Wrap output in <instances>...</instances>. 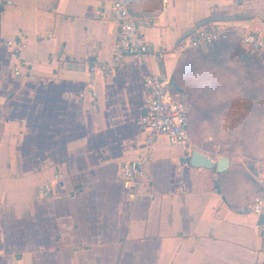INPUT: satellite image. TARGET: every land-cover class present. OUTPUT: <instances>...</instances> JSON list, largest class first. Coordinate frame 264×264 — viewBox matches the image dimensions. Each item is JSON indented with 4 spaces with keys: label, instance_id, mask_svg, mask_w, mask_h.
<instances>
[{
    "label": "crops",
    "instance_id": "1",
    "mask_svg": "<svg viewBox=\"0 0 264 264\" xmlns=\"http://www.w3.org/2000/svg\"><path fill=\"white\" fill-rule=\"evenodd\" d=\"M124 4L150 50L112 66L109 0H0V264H264V222L240 213L263 163L159 137L141 180L121 173L147 149L143 77L184 78L179 38L208 18L264 33V0ZM6 40L24 43L19 60ZM194 150L229 163L193 167Z\"/></svg>",
    "mask_w": 264,
    "mask_h": 264
},
{
    "label": "rangeland",
    "instance_id": "2",
    "mask_svg": "<svg viewBox=\"0 0 264 264\" xmlns=\"http://www.w3.org/2000/svg\"><path fill=\"white\" fill-rule=\"evenodd\" d=\"M226 32L211 46H183L186 73L174 86L187 94L189 137L199 149L264 164V69L242 62L237 32Z\"/></svg>",
    "mask_w": 264,
    "mask_h": 264
},
{
    "label": "built area",
    "instance_id": "3",
    "mask_svg": "<svg viewBox=\"0 0 264 264\" xmlns=\"http://www.w3.org/2000/svg\"><path fill=\"white\" fill-rule=\"evenodd\" d=\"M165 3V0H163ZM111 18L117 23L118 33L113 47L110 65L120 64L124 58L131 55H144L150 50L144 40L141 29L148 25L145 19L133 18L124 4V0H109ZM222 30L215 24L196 28L193 34L184 39L185 48H197L209 45L219 40ZM242 47L251 52L264 55V33L237 32ZM12 50L13 56L19 60L24 48L21 40H6L3 43ZM109 64L106 66L108 67ZM102 66V70L106 68ZM19 74L18 67L13 69ZM146 91L144 113L138 120L139 129L145 133L146 151L136 159L124 162L121 173L126 183L141 180L147 163L151 159V147L159 137H165L172 144L186 143L189 140L190 117L188 113L187 96L174 86L168 76L146 75L143 77ZM61 175H55L54 181L42 184V194L48 195L58 183ZM261 192L252 202L245 204L240 213L245 215L264 216V175L258 180Z\"/></svg>",
    "mask_w": 264,
    "mask_h": 264
},
{
    "label": "water",
    "instance_id": "4",
    "mask_svg": "<svg viewBox=\"0 0 264 264\" xmlns=\"http://www.w3.org/2000/svg\"><path fill=\"white\" fill-rule=\"evenodd\" d=\"M232 19H233L232 17H212V18H208L206 20L199 22L196 25V28L202 27V26H204L208 23H211V22L229 21ZM193 32L194 31L189 32L185 36H182L181 38H179V41L186 39L191 34H193ZM189 162H190L191 166H193V167H202V168H207V169H211L214 167L217 172H222L223 170L226 169V167L229 163V159L227 157H220L217 160V162H214L208 156L194 150V151H192V153L190 155ZM260 219L262 222H264V216H261Z\"/></svg>",
    "mask_w": 264,
    "mask_h": 264
},
{
    "label": "trees",
    "instance_id": "5",
    "mask_svg": "<svg viewBox=\"0 0 264 264\" xmlns=\"http://www.w3.org/2000/svg\"><path fill=\"white\" fill-rule=\"evenodd\" d=\"M211 24H214V23H208V24H206L205 26H209V25H211ZM226 31H228L227 29H224V30H222V32H221V34H220V37H219V40L218 41H220L221 40V38H224V37H222V36H225L226 38L228 37V36H230V34L229 33H227ZM192 35V34H191ZM190 35V36H191ZM233 34H231V36H232ZM234 36V35H233ZM237 38V37H236ZM217 41V42H218ZM182 42L184 43V40H182ZM238 44H239V46H238V50L236 51V53L238 52V54L241 56V61L242 62H244V63H246L248 66H251L252 64L254 65V64H257V67L259 68V69H264V55L263 54H260V53H257V52H251V51H247V50H245L243 47H242V45L240 44V41H239V39L237 38V41H236ZM213 44H216V42L215 43H212V44H209V45H202V46H199V47H197V48H191V49H194V50H198V49H201V48H203L204 46H211V45H213ZM262 62L263 64H259L260 62ZM175 87H177V86H175ZM189 131H190V129H189Z\"/></svg>",
    "mask_w": 264,
    "mask_h": 264
}]
</instances>
